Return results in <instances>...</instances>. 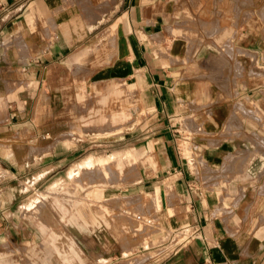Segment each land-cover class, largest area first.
<instances>
[{
	"label": "crops",
	"instance_id": "1",
	"mask_svg": "<svg viewBox=\"0 0 264 264\" xmlns=\"http://www.w3.org/2000/svg\"><path fill=\"white\" fill-rule=\"evenodd\" d=\"M79 90L103 104L134 94L132 148L157 164L140 168L137 194L159 203L167 230H198L191 241L164 233L120 264H264V0H0L8 127L14 116L67 113ZM42 98L59 111L31 103ZM13 159L0 152L12 181ZM3 179L0 264L19 226L3 225L20 194Z\"/></svg>",
	"mask_w": 264,
	"mask_h": 264
},
{
	"label": "rangeland",
	"instance_id": "2",
	"mask_svg": "<svg viewBox=\"0 0 264 264\" xmlns=\"http://www.w3.org/2000/svg\"><path fill=\"white\" fill-rule=\"evenodd\" d=\"M86 93L79 90L67 98V113L14 116L12 129L5 123L12 104L0 99V152L19 166L11 167L19 172L17 179L6 177V166L0 177L3 186H18L20 191L12 207L4 205V227L17 220L19 226L18 232L12 228L18 245L3 242L2 264H120L125 260L121 256L132 258L148 250L164 233L174 242L182 240L178 231L163 225L165 212L158 210L159 203L137 194L140 168L154 171L157 166L151 155L132 148L139 137L138 99L134 94L123 99L121 91L103 104L101 98L84 100ZM32 102L59 111L55 99ZM113 111L118 116L110 114ZM126 151L133 162L122 160L121 170L114 162L104 168L77 166ZM74 168L77 173L72 175ZM8 198L4 195V202Z\"/></svg>",
	"mask_w": 264,
	"mask_h": 264
},
{
	"label": "bare ground",
	"instance_id": "3",
	"mask_svg": "<svg viewBox=\"0 0 264 264\" xmlns=\"http://www.w3.org/2000/svg\"><path fill=\"white\" fill-rule=\"evenodd\" d=\"M43 154H44V152H43ZM114 154H116V155H110L109 157L97 158V159H95L96 161L94 163L87 161V162L80 163L77 166H78V168L85 169V168L92 167L95 164L98 167L100 166V167L104 168V167L108 166L111 162H114V164L117 166V168L121 170L123 167L122 162H121L122 160L124 163H128V162L132 163L133 162V155L129 151H126L122 154H119V153H114ZM76 173H77V169L74 168L71 171V174L74 175ZM101 198H104V197H101ZM84 210H85V206H83L81 209H79L78 212L82 214V212H84Z\"/></svg>",
	"mask_w": 264,
	"mask_h": 264
},
{
	"label": "built area",
	"instance_id": "4",
	"mask_svg": "<svg viewBox=\"0 0 264 264\" xmlns=\"http://www.w3.org/2000/svg\"><path fill=\"white\" fill-rule=\"evenodd\" d=\"M182 241H191L198 237V230L196 228L179 230L177 233Z\"/></svg>",
	"mask_w": 264,
	"mask_h": 264
}]
</instances>
